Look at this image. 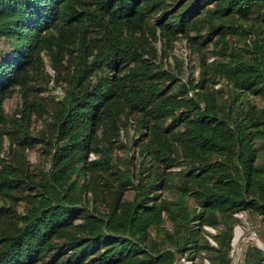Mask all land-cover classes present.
Listing matches in <instances>:
<instances>
[{
    "label": "trees",
    "instance_id": "trees-1",
    "mask_svg": "<svg viewBox=\"0 0 264 264\" xmlns=\"http://www.w3.org/2000/svg\"><path fill=\"white\" fill-rule=\"evenodd\" d=\"M178 36L200 55L198 79L175 81V54L176 71L161 63ZM0 40V264H174L202 252L231 264L235 212L264 219V0H0ZM43 53L75 65L36 176L28 89ZM15 89L19 115L3 107ZM121 116L146 138L138 168L114 184ZM253 257L242 264H264Z\"/></svg>",
    "mask_w": 264,
    "mask_h": 264
},
{
    "label": "rangeland",
    "instance_id": "rangeland-1",
    "mask_svg": "<svg viewBox=\"0 0 264 264\" xmlns=\"http://www.w3.org/2000/svg\"><path fill=\"white\" fill-rule=\"evenodd\" d=\"M160 52L161 45L159 42L155 43ZM7 43L3 40H0V51L5 48ZM203 50V55L205 61H210L213 56L210 53L211 43H205L201 45ZM169 55L167 57L161 58V63L164 68H167L169 71H176L178 69V65L174 60L173 54H175L179 59L183 60V73L177 74V79L175 80L177 83L187 80L189 77H193L198 79L199 77V53L196 49L189 46L186 42V39L178 36L171 43V47L168 49ZM43 57V65L40 73L36 74V79L31 82V88L28 89L29 98H33L34 106L31 111V119H30V131L32 134L39 136L42 138V141L35 142V145L32 147L26 148V156L28 159L30 170L37 176L39 174V170L47 169L49 167V155L45 150L46 141L48 139V134L53 131V121L55 117V108L59 104L60 99L64 95L66 81L68 77L74 72V62L71 57L67 55L62 59L57 61V59H52L46 53L42 54ZM57 64V65H54ZM173 81H170L168 84V88H171L174 84ZM220 86V83H216L214 88ZM41 90H38V88ZM45 87V88H44ZM254 101L258 104L262 102L258 97H253ZM22 95L21 93L15 89L9 96H7L3 101V107L8 114H20V109L23 105L22 103ZM136 123L134 122V118L128 116H121L119 121L120 126V134L118 138L113 142V162L115 163L116 168L114 172L110 175V180L116 183L118 176L121 175V171H124L125 168H132L134 171L138 168V162L140 159L139 144L145 140V129L136 128ZM6 149V145H5ZM96 155L92 152L88 155L89 159L95 158ZM159 169L161 167H165L163 163L159 165ZM164 169H172L176 170L178 167L171 166ZM112 182V184H113ZM160 196L170 197L171 193L168 189L161 188L157 190ZM124 194L126 197H132L134 194V190L131 187H128L124 190ZM88 208L89 205H87ZM103 207L102 204L99 206ZM21 208V206H20ZM106 208H102L105 210ZM240 223H237L233 227V233L231 238V250L230 253L232 260L231 264H242L245 256L246 250L252 251L254 257L252 259H256V256H264V250L261 245L255 240V237L260 238L264 242V219H259L260 217L251 218L244 212L243 216L240 217ZM163 228L170 229V224L168 220H164L161 225ZM204 228L207 232L205 236L208 240L215 244V241L208 234L215 233L216 228L212 226L205 225ZM241 229L242 233L237 242L234 244L235 232L237 229ZM151 236H156V233L153 229L150 231ZM245 239L241 248L238 249L239 243L242 239ZM184 253L183 255H177L174 264H211L207 258L203 256L194 255L193 259H190ZM38 264V263H37Z\"/></svg>",
    "mask_w": 264,
    "mask_h": 264
},
{
    "label": "bare ground",
    "instance_id": "bare-ground-1",
    "mask_svg": "<svg viewBox=\"0 0 264 264\" xmlns=\"http://www.w3.org/2000/svg\"><path fill=\"white\" fill-rule=\"evenodd\" d=\"M241 234H243L242 233V231H241V229H237L236 230V232H235V239H234V244L238 241V239H239V237L241 236ZM255 240L260 244V245H262V240L260 239V238H258V237H255ZM237 244H238V242H237Z\"/></svg>",
    "mask_w": 264,
    "mask_h": 264
},
{
    "label": "built area",
    "instance_id": "built-area-1",
    "mask_svg": "<svg viewBox=\"0 0 264 264\" xmlns=\"http://www.w3.org/2000/svg\"><path fill=\"white\" fill-rule=\"evenodd\" d=\"M244 212L243 211H238V212H235V215L238 216V217H241L243 216ZM232 254V252L230 253Z\"/></svg>",
    "mask_w": 264,
    "mask_h": 264
},
{
    "label": "water",
    "instance_id": "water-1",
    "mask_svg": "<svg viewBox=\"0 0 264 264\" xmlns=\"http://www.w3.org/2000/svg\"><path fill=\"white\" fill-rule=\"evenodd\" d=\"M245 239L243 238L242 241L239 243L238 245V249L241 248V244L242 242L244 241ZM262 249L264 250V242H262V245H261Z\"/></svg>",
    "mask_w": 264,
    "mask_h": 264
}]
</instances>
